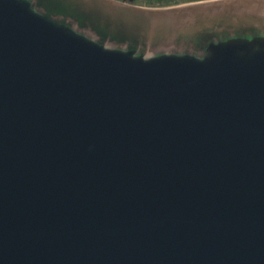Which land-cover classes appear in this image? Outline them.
Segmentation results:
<instances>
[{
  "label": "water",
  "instance_id": "95a60500",
  "mask_svg": "<svg viewBox=\"0 0 264 264\" xmlns=\"http://www.w3.org/2000/svg\"><path fill=\"white\" fill-rule=\"evenodd\" d=\"M0 264H264V0H0Z\"/></svg>",
  "mask_w": 264,
  "mask_h": 264
},
{
  "label": "trees",
  "instance_id": "16d2710c",
  "mask_svg": "<svg viewBox=\"0 0 264 264\" xmlns=\"http://www.w3.org/2000/svg\"><path fill=\"white\" fill-rule=\"evenodd\" d=\"M145 8H169L213 0H117Z\"/></svg>",
  "mask_w": 264,
  "mask_h": 264
}]
</instances>
